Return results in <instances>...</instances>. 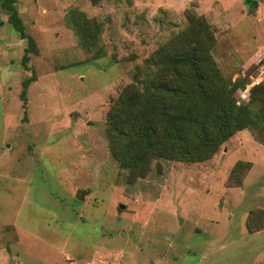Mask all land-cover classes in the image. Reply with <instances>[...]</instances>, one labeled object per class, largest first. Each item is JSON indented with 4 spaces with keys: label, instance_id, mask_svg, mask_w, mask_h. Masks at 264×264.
<instances>
[{
    "label": "rangeland",
    "instance_id": "374dc122",
    "mask_svg": "<svg viewBox=\"0 0 264 264\" xmlns=\"http://www.w3.org/2000/svg\"><path fill=\"white\" fill-rule=\"evenodd\" d=\"M13 6L33 51L0 6V264H264V0ZM194 58L214 82L179 63ZM148 77L179 79L207 127L241 83L252 122L232 109L239 128L202 161L126 150L124 89Z\"/></svg>",
    "mask_w": 264,
    "mask_h": 264
},
{
    "label": "trees",
    "instance_id": "16d2710c",
    "mask_svg": "<svg viewBox=\"0 0 264 264\" xmlns=\"http://www.w3.org/2000/svg\"><path fill=\"white\" fill-rule=\"evenodd\" d=\"M14 2L15 0H0V6L7 12L6 22L15 30L20 39L26 40V48L24 51L27 54L32 48V41L23 32V27L15 15ZM30 51L33 50L31 49ZM26 54L22 55L23 63L27 61ZM163 57H165V54ZM194 59L195 60H182L179 61V63H183L182 66H186L191 76L196 80H201V82L203 80L207 83L214 82L210 80L209 76H206L202 72L204 69L203 63L205 61ZM158 79L165 82L160 77ZM158 79L148 77L145 81H142V92H139L134 85L124 89L125 91L123 94L125 96L123 99L126 101L132 100L130 116H122L124 119L130 117L129 120L125 119L126 125L129 127V132L125 133L127 138L125 145L128 144L130 147L126 150H131L137 154H142L144 152L151 157L163 158L166 155H170L172 160L180 162L191 163L199 160L202 161L208 159L210 155L215 152L217 146L234 134L239 128L237 125L239 120L235 121V119H232V109H236L237 111L242 110L239 117L241 121L244 122V127L252 122L245 112L247 108L236 107L235 100L231 98V94L234 90L243 88V84L241 83L229 85L226 82L223 84L224 89L228 85V90L224 93V100L222 103H217L215 105V121L211 126L207 127L206 120L198 122L195 116L188 113L191 105H193L192 101L180 104L177 103L176 99L181 98L184 90H186L183 88L179 79H175V86L174 82L173 86L169 87L167 84L161 83ZM31 81L32 80H23L21 82V90L19 92L21 100L24 99L25 89ZM139 83H141V81ZM253 89L258 90V86L253 87L252 90ZM206 98L209 101L207 96ZM258 101L260 102V104L258 102L259 107H264V98H258ZM251 102H253V98L251 99L250 95V103ZM120 108L121 107L118 106L117 103L115 109L117 112L122 113V110H119ZM141 123H146L148 127L144 129ZM239 125H241V123ZM188 130H190L189 136L184 134ZM164 140H166V145L162 143ZM193 140H196V142ZM182 143H189L186 151L181 149L177 150L173 146ZM198 152H204V155L199 156ZM196 158L199 159L194 160Z\"/></svg>",
    "mask_w": 264,
    "mask_h": 264
},
{
    "label": "built area",
    "instance_id": "2783aa9c",
    "mask_svg": "<svg viewBox=\"0 0 264 264\" xmlns=\"http://www.w3.org/2000/svg\"><path fill=\"white\" fill-rule=\"evenodd\" d=\"M244 97V95L242 94L241 96H240V98H243Z\"/></svg>",
    "mask_w": 264,
    "mask_h": 264
},
{
    "label": "water",
    "instance_id": "95a60500",
    "mask_svg": "<svg viewBox=\"0 0 264 264\" xmlns=\"http://www.w3.org/2000/svg\"><path fill=\"white\" fill-rule=\"evenodd\" d=\"M120 208H122V206H120Z\"/></svg>",
    "mask_w": 264,
    "mask_h": 264
}]
</instances>
